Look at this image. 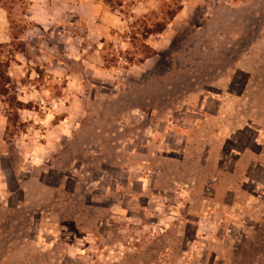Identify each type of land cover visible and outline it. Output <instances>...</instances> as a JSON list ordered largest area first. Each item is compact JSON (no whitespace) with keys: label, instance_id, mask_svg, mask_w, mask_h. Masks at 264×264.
<instances>
[{"label":"rangeland","instance_id":"obj_1","mask_svg":"<svg viewBox=\"0 0 264 264\" xmlns=\"http://www.w3.org/2000/svg\"><path fill=\"white\" fill-rule=\"evenodd\" d=\"M122 1L69 0L44 26L11 11L0 264H264V0H180L147 38L178 0ZM67 93L53 124L69 108L70 130L32 160L33 124L44 141L39 117Z\"/></svg>","mask_w":264,"mask_h":264},{"label":"crops","instance_id":"obj_2","mask_svg":"<svg viewBox=\"0 0 264 264\" xmlns=\"http://www.w3.org/2000/svg\"><path fill=\"white\" fill-rule=\"evenodd\" d=\"M31 7L30 11L28 13V17L35 22L38 25H47L53 21H57L58 18H61L64 14L60 15L58 14L59 10L65 11L68 8V5L70 4L69 0H31ZM67 7V8H66ZM57 10V11H56ZM33 33V30H29L27 34ZM12 41V35L10 32V19L8 11L4 7H0V43H11ZM62 65V64H58ZM49 70V69H48ZM55 72V71H50ZM58 74V73H56ZM65 76L67 80H69L68 84L72 83L73 76L69 75L68 73H65ZM59 78H61L59 76ZM28 89L26 86L21 88L20 91V98L22 101L25 102H37L38 100H45V97L40 94L39 90L35 88ZM68 88L66 87L65 90ZM70 98V95L67 93L66 95L62 96L59 99H54L53 102L55 104V109H45L44 110V119L39 117L38 111L35 107L33 108H24L21 109V116L25 118V121H31L35 120L39 117V120L41 122H44L45 126L48 128L43 132V138L42 133L39 132V130L36 129V126L33 124L32 130L36 132L33 134L32 139L33 141L29 140V142H26L25 145L30 151V156L32 157V160L39 161L42 163L46 158H48V155L53 154L57 148H59L60 143L58 142V138L65 137L68 130L71 128V120L72 117L75 116V114L69 110V108L66 110L67 115L65 114V120H62L61 123L53 124V120H55L57 114L60 112H65L64 107H68L67 105L63 106L65 104V101ZM52 101V100H51ZM1 102V100H0ZM42 107V106H40ZM47 108V106H46ZM7 124H8V118L6 114L0 110V198H2L4 195L7 196L9 194L10 186L8 182V169L4 166V159L5 156L2 155L3 151V139L7 132ZM49 125H51L49 127ZM32 135V132L29 134ZM36 135H40L41 138H35ZM28 136V134H27ZM57 141H56V140ZM37 140V141H36ZM24 143L21 144V148L24 147ZM25 148V147H24ZM22 199L24 200V194L22 193ZM9 197V195L7 196ZM10 198V197H9ZM5 202V201H4ZM3 202V203H4ZM6 204V203H4ZM9 208L12 207V204L8 202L7 205Z\"/></svg>","mask_w":264,"mask_h":264},{"label":"trees","instance_id":"obj_3","mask_svg":"<svg viewBox=\"0 0 264 264\" xmlns=\"http://www.w3.org/2000/svg\"><path fill=\"white\" fill-rule=\"evenodd\" d=\"M110 4V6L113 9H117V5L122 4V0H106ZM32 3L31 0H0V7H4L9 14V19L11 15V11L16 8V6L24 7V5L29 6ZM183 8V5L180 0L177 2L173 1H165L163 3L161 9V16L154 17L152 19V22L146 25L145 30H144V37L147 38L152 34H160L166 30L168 25L171 23V21L176 17V15L181 11ZM28 9V8H27ZM26 9V10H27ZM26 14V12H24ZM143 51L141 52L143 54V59L148 58L153 54L155 51L149 47L147 44H143ZM6 82L5 83H0V95L2 94L3 96L5 95V92L7 91ZM20 109H22L20 107Z\"/></svg>","mask_w":264,"mask_h":264}]
</instances>
